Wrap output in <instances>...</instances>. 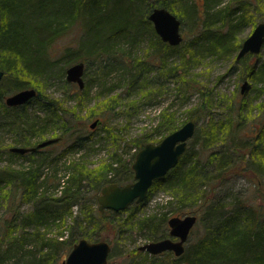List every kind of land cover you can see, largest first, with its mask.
I'll use <instances>...</instances> for the list:
<instances>
[{
  "label": "trees",
  "instance_id": "16d2710c",
  "mask_svg": "<svg viewBox=\"0 0 264 264\" xmlns=\"http://www.w3.org/2000/svg\"><path fill=\"white\" fill-rule=\"evenodd\" d=\"M220 3L221 0H201V3L196 0H0V70L3 71L0 105L5 110L22 112L14 121L17 126L24 127L16 131L21 138L16 142L27 147L56 136L60 140L48 146L68 141L58 154L47 158L48 163H62L67 172L62 181L63 176L58 177L56 167L43 176L35 170H2L0 173L6 175L2 177L4 180H16L15 188L21 189L22 200L33 201L32 210L21 215L19 225L0 224V231L5 228L4 240L19 228V237L25 244L28 237L24 229L27 226L32 227L31 237L41 239L44 234L40 235V229L48 227L49 220L59 226L69 217V238L58 242L60 240L55 235L48 238L47 244L43 243L50 249L46 257L51 258L58 252V243L69 250L80 238L100 240L95 230L107 224L118 237L135 239L142 235L147 240L163 238L168 234L167 219L191 210L196 215L203 212L200 220L207 222L204 235L185 247L178 257L169 252L149 255L135 247L132 258L137 259L136 264H162L166 259L170 264H264V198L262 204H250L234 197L229 202L230 206L225 208L220 199L211 196L223 184L227 171L240 164L256 177L255 193L264 197V99L258 125H252V131L249 129L246 133L242 123L245 106L236 93L213 92L190 73L200 60L207 57L233 56L231 67L220 78L242 63V71L247 68L248 74L245 75L252 81V87L264 96V59L249 66L244 61L252 54L240 59L234 57L244 38L241 34L245 24L252 20L251 13L259 14L258 19L254 16L252 27L264 21V0H230L219 6ZM154 7L170 10L180 19L181 26L188 21L192 27L191 40L183 38L176 46L161 41L147 18ZM79 20L84 34L78 45L65 47L59 57H55L50 53L51 46ZM148 33L153 38L150 46L153 51L142 59L131 56L129 50L117 48L122 40L132 47ZM173 53H176L175 58H169ZM77 61L84 62V74L90 63L95 61L99 81L108 72L121 69L127 89L137 90L143 97L162 87L160 78H174L181 90L198 94L199 102L188 110L187 120H193L195 124L203 120L204 125L201 128L195 126L191 142L189 146L187 143L179 162L165 176L154 181L148 190L149 194L160 187L169 193L171 198L166 200L168 212L138 215L145 199L120 211H99L98 208L92 211L88 208V201H96L103 186L110 183L123 185L132 180L131 164L138 149L148 142H158L187 120L181 123L175 118V113L164 109L150 132L126 139L122 127L111 123V120L128 112V108H124L127 106L121 107L118 94V97L109 98L105 105L94 107L86 114L89 119L96 117L100 120L97 126L104 132L105 144L112 148L108 159L89 163L85 158L96 142L74 123V117H77L76 110L83 108L81 104L90 82L86 81L80 89L65 79L66 68ZM239 78L244 79L242 76ZM52 82L72 89L69 97L77 98L76 104L67 108L65 99L43 96L42 89ZM101 83L104 84L103 81ZM101 83L98 82L103 88ZM3 84L14 91L35 88L37 94L33 99L39 103L44 116L40 118L24 112L30 101L21 106H6ZM215 108L225 111L221 117L214 116L212 109ZM50 130L54 135L45 137ZM31 136L37 137L35 141H31ZM9 147L7 153L14 154ZM81 148L87 151L73 157ZM119 149L130 152L129 159H123ZM69 153L72 157L67 158ZM202 153L204 157H201ZM74 206H80L78 215H73ZM83 221L86 225L92 224L94 229L91 233L79 228ZM12 241L0 244V264H10L8 259L18 250ZM22 244L17 248L23 247ZM160 256L166 258L159 262ZM11 264L24 263L15 260Z\"/></svg>",
  "mask_w": 264,
  "mask_h": 264
},
{
  "label": "rangeland",
  "instance_id": "374dc122",
  "mask_svg": "<svg viewBox=\"0 0 264 264\" xmlns=\"http://www.w3.org/2000/svg\"><path fill=\"white\" fill-rule=\"evenodd\" d=\"M196 1H198V3H201V0ZM229 1L230 0H221L219 6L224 5ZM251 14L252 20H254V16L255 19H258L259 14H255L254 12ZM252 20L245 24V29L241 34L243 37L249 34V31L252 28ZM81 25V21H77L75 26L72 27L65 36H63L51 46L50 53L55 57H59L65 47L75 48L78 45L79 39H81L83 37L82 35L84 34ZM191 28L192 27L190 26L188 21H186V23L181 26V33L183 35V38H186L185 41H190L192 38ZM152 43L153 38L151 34L148 33L145 34L141 42H138V44H134L132 47H130V45L127 44L126 41L122 40L118 44L117 48L124 51L129 50L128 52H130L131 56H136L142 59L147 53L153 51L150 47L152 46ZM175 54L176 53H173L169 58H175ZM232 58L233 56H223L220 58L207 57L204 60H200L196 64L195 68L190 71V73L193 74L197 81L207 85L209 88H212L213 92H226L228 95H231L232 92L236 93L237 97L244 103L245 106V111H243L242 113V123L244 126V132L246 131V133H249V129L250 131H252V125H258L257 120L258 118H260L261 110H263L262 106L264 96L263 94H260L256 90V88L252 87V81L250 80L248 75H245L248 74L247 68L246 71H242V63H238L232 72L220 78V76L225 74L227 72V69L231 67L233 62ZM262 59H264V47L261 48L259 53L247 56L244 62H246V64H250L249 66H254ZM98 74L99 73L96 62H91L89 67L86 69V73L83 76L85 82H90L87 93L84 96V102L83 104H81V106L83 105V108L77 109V117H74V123L78 125V127H81L85 134L91 135L92 139H94L96 142L94 145V149L88 151L85 158L91 164H95L101 159H108L109 153L112 151V148L109 144H105L103 139L105 135L104 132L99 129V126H96L95 128L89 127V124L96 117L93 119H89L86 114L94 107L100 108L101 106L105 105L106 101L110 100L109 98H113L114 96L118 97L119 94L121 99V107L127 106L124 108H128V112L126 113V115L116 118L115 120H111V123H118L119 126L122 127V132L123 134H125L124 136L126 139L141 134L142 132H150L160 120V113L164 111V109H168L169 112L175 113V118L183 123L188 119V110L196 106L199 102V96L196 92H186L183 89L181 90L180 86L174 81V78H160L163 81L162 87L159 90L153 89L151 94L143 97L141 94L137 93V90L127 89L125 85V77H121V69L119 71H110L105 77H101L100 80L103 81L104 84H102L101 81L96 78ZM150 75L152 76L153 74ZM241 76L244 77L243 80L247 79L249 83V88L244 94L240 93V85L243 81L239 78ZM98 82L99 84L101 83L104 87L102 88L98 84ZM256 86L259 87L260 83ZM3 88L5 89L4 97L14 92V90L5 87V85ZM42 90V94L45 97L49 96L53 98L65 99V107L67 108L76 104L77 98L69 97L72 89H65L60 83L52 82L51 84H49V86H47L46 89ZM23 110L24 112H26V114L29 115L35 114L40 118L44 116V111L41 109V107H39V103L34 99L30 100V102L26 105V108ZM212 112L216 118H219L225 111L221 108H215L212 109ZM21 113V111L18 112L10 109L5 110L0 105V173H2V170L12 171L15 169L22 170L24 172H31L35 170L36 173L40 172L42 174L41 176H43L46 173L51 172L52 169H55L56 167L58 177L63 176V178H61L62 181L67 177V172L62 166V163L54 165V163H48L47 161L58 154V152L64 147L66 142L68 143V141L62 140L58 145L43 147L41 148L40 152L33 151L24 154L7 153V147L9 146H22V144H18L16 142L17 140L21 139L20 135L16 131H20L24 127L23 125L17 126V124L14 123V121L19 118V115H21ZM104 117L107 116L105 115ZM112 118L113 117H111V119ZM202 122L203 120H199L198 122H196V127L198 126L201 128L204 125ZM49 133L50 134L45 133V137L54 135L52 131ZM30 138L31 141H35L37 137L31 136ZM190 142L191 138L188 139V146ZM196 147L197 145L195 146V148ZM5 148H7L6 151ZM119 150L122 153L123 159H129L130 152H126L122 149ZM85 151L87 150L81 148L77 151V153L73 155V157L78 156L79 153H83ZM68 157H72L70 153L67 155V158ZM201 157H204V153H202ZM2 177L5 178L6 175H0V224L1 226H4L5 222H8L10 225H19L21 215L32 210L33 201L22 200L21 189L16 190L15 188L16 180H4ZM132 180H130L129 182H131ZM256 181H258L256 180V177L252 176L247 169L241 168L240 164H235L224 175L223 184L217 187V189L211 194V196L216 199H220L221 202L224 203L225 208H228L230 206L229 202H232V199L234 197H237L241 201H245L246 203L262 204L264 197L259 196L257 193H255L254 182ZM168 198H171V196L167 191L163 190L160 187L153 189L146 196L144 205L140 209V211L137 212V214L142 215L145 213L168 212L169 207L166 203V200ZM88 202H90L88 208L92 211H95L98 206L97 200H91ZM79 208L80 206H74L72 208L73 215L79 214ZM84 209L85 207L83 208V210ZM188 213H191V210L182 213L181 216ZM201 213L197 212L198 219L186 241V248L206 232L207 222H203L200 220ZM105 214L106 216L108 215L107 212ZM49 221L50 224L48 225V227L44 226L40 229V235L44 234L41 239H35L31 237L29 233L32 232V227H25L24 232L28 237L27 241L24 242L25 244H22L23 241H21V238L19 237V228H16V231L11 232V234L6 237L5 240V228H2V230L0 231V244L3 245L5 244V242L7 243L9 242V240H13L12 242H15V250L18 249L16 252L14 251L15 254L8 259V262L10 264L15 260L23 262L24 264H60L62 259L65 258L66 254L71 248L69 250L68 248H62L63 244L58 243V252L55 253V256L50 258L46 257V255L50 253V249L48 246H44L45 244L43 243L46 242L47 244L48 238H54L55 235L58 236L57 239L60 240L58 242H62L63 240L67 239V237L69 238L70 234L67 226L71 224V219L69 217H66L65 223L60 224L61 226H57L54 223H51V220ZM85 225L86 221H83L79 228H82V230L91 233L94 229L92 228V224L86 226ZM96 231H98V239L107 240L113 248V255L109 257V264H133L134 262L136 264L137 259L132 258L135 255L132 250L135 247L142 245L143 243L148 241L142 235L136 236L135 239H132L130 236L118 237L115 235V233L112 231L111 226H109L108 224L104 225L100 229L97 228L95 232ZM59 232L62 233L58 234ZM21 244L23 245V247H19L20 249L17 248ZM159 258L160 262L166 257L160 256ZM166 263L170 264L168 262V259L162 261V264Z\"/></svg>",
  "mask_w": 264,
  "mask_h": 264
},
{
  "label": "water",
  "instance_id": "95a60500",
  "mask_svg": "<svg viewBox=\"0 0 264 264\" xmlns=\"http://www.w3.org/2000/svg\"><path fill=\"white\" fill-rule=\"evenodd\" d=\"M147 18L161 41L171 46L181 43L183 40L180 29L181 22L170 10L164 7H154ZM263 44L264 21H259L241 42L236 53V59H240L248 53H259ZM83 73L84 62L77 61L66 68L65 79L68 82L76 83L82 89L85 84ZM2 74L3 71L0 70V78ZM248 88L249 83L245 79L240 85V93H245ZM35 95L36 89L27 87L7 95L4 102L10 107L19 106L27 103ZM98 123L100 120L96 118L89 126L94 128ZM195 126L193 120H187L180 127L163 136L158 142H148L138 149L131 164L133 181L123 185L110 183L103 186L97 196L98 210H125L133 202L143 201L153 182L165 176L179 162L187 149L188 139L194 134ZM59 140L60 137L58 136L50 137L41 140L34 146H11L9 151L24 154L54 144ZM196 221L197 216L195 214L171 216L167 220L169 235L176 237V240L166 237L145 242L138 248L151 254L171 250L176 256H179L184 252L185 242ZM110 249V244L106 240L89 241L86 238H80L72 245L60 264H107Z\"/></svg>",
  "mask_w": 264,
  "mask_h": 264
},
{
  "label": "flooded vegetation",
  "instance_id": "af4514ba",
  "mask_svg": "<svg viewBox=\"0 0 264 264\" xmlns=\"http://www.w3.org/2000/svg\"><path fill=\"white\" fill-rule=\"evenodd\" d=\"M258 23V22H257ZM256 25V24H255ZM254 25V26H255ZM253 26V27H254ZM253 27L250 29V31H249V33L251 32V30L253 29ZM246 37V36H245ZM244 37V38H245ZM243 38V39H244ZM243 41V40H242ZM248 54H251V53H248ZM168 220V219H167ZM167 226H168V224H167ZM191 232V231H190ZM190 234V233H189ZM166 237H171L173 240H176L177 238L176 237H172V236H170L169 235V227H168V234H167V236H165V237H163V238H166ZM189 237V236H188ZM159 239H162V238H159ZM100 240H102V239H100ZM156 240H158V239H156ZM107 241V240H106ZM148 241H152V240H148ZM147 241V242H148ZM187 241V240H186ZM110 244V243H109ZM140 246V245H139ZM139 246H137V249L139 250V251H145V252H147L149 255H162L163 253H167V252H169V253H171L172 255H174V256H176L174 253H173V251H171V250H167V251H163V252H161V253H158V254H151V253H149L148 251H146V250H140L138 247ZM110 247H111V249H110V252H109V255H108V260H107V264H109V257H110V253H111V250H112V246H111V244H110ZM185 247H186V242H185ZM185 250V249H184ZM183 254V253H182ZM181 255V254H180ZM179 255V256H180ZM176 257H178V256H176ZM63 260V259H62ZM61 263V262H60Z\"/></svg>",
  "mask_w": 264,
  "mask_h": 264
}]
</instances>
